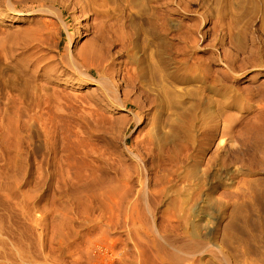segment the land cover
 Masks as SVG:
<instances>
[{
  "label": "rangeland",
  "instance_id": "rangeland-1",
  "mask_svg": "<svg viewBox=\"0 0 264 264\" xmlns=\"http://www.w3.org/2000/svg\"><path fill=\"white\" fill-rule=\"evenodd\" d=\"M124 4L98 6L96 41L120 104L68 81L55 18L38 41L41 16L0 17V264H139L136 211L200 264H264V0ZM172 251L160 264H193Z\"/></svg>",
  "mask_w": 264,
  "mask_h": 264
},
{
  "label": "bare ground",
  "instance_id": "bare-ground-1",
  "mask_svg": "<svg viewBox=\"0 0 264 264\" xmlns=\"http://www.w3.org/2000/svg\"><path fill=\"white\" fill-rule=\"evenodd\" d=\"M100 1L103 6L105 0H0V7L6 9V13L0 9V17H2L3 21H8L10 23L27 21L28 19H32L31 21H33V19H38L37 16L43 17L39 18L42 19L39 25L34 22L22 31V33L27 34L28 38L38 41L43 40L47 29L55 25L53 19L46 18H55V20L63 25L64 29L67 30L70 35L67 52L62 55L64 65L68 69L64 71H67L66 78H68V81L71 80V82H74V84L79 87L88 86L92 83L97 86V94L103 99L112 100L120 104V102L125 101L120 96L115 80L111 77V74L108 73V68L105 65L106 59L102 56L101 50L98 48L96 42L105 34L106 29L104 24L107 21L106 19L110 16V11L108 9L98 8V6L101 5L99 3ZM129 4L130 0H125L122 14L126 13ZM91 9L95 10L93 12V19L98 21L93 25L81 26L82 22L78 18L77 13ZM65 11L69 13L68 16L65 15ZM69 16L73 17L76 24L73 29L70 28L67 23V18H69ZM125 18H128V15ZM89 29H93L96 36L91 39V42H89L85 48L76 49L77 46L74 48L73 45L81 36L82 32ZM90 59L95 61L93 67L85 65V62ZM91 97L94 98V94H92ZM120 107H123V105ZM135 159L140 160L141 158L136 154ZM136 160L135 170L140 173L139 163L136 162ZM143 191V194L147 193L146 188ZM131 209H137L136 202L131 205ZM29 217L32 220V217ZM132 225L137 230L138 244L141 248L139 264H160L163 255L175 257L176 253L172 250L188 255L192 258L193 264H200V260H197L196 255L202 254L205 251L202 243L195 242L192 247L190 242L182 241L181 244L177 245L176 243L178 241L174 237L162 236L153 222H151L146 215L138 211H136L133 216ZM141 226L145 229L142 232ZM111 238L108 237L109 242H111ZM96 245L100 254L103 253L102 251L107 250V247L102 244ZM169 249L172 250L170 251ZM225 261H227L226 258Z\"/></svg>",
  "mask_w": 264,
  "mask_h": 264
}]
</instances>
